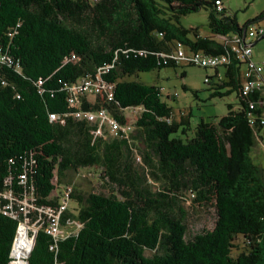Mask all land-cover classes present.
I'll list each match as a JSON object with an SVG mask.
<instances>
[{
    "label": "trees",
    "instance_id": "obj_1",
    "mask_svg": "<svg viewBox=\"0 0 264 264\" xmlns=\"http://www.w3.org/2000/svg\"><path fill=\"white\" fill-rule=\"evenodd\" d=\"M200 9L208 37L179 22ZM246 26L220 0H0V264L25 218L36 225L25 264H264V169L249 155L264 129V79L243 91L246 62L231 50L232 36L251 50ZM177 46L227 57L201 67L214 70L210 98L234 95L214 124L191 129L157 86L131 80L176 67ZM85 77L109 90L73 98ZM125 110L135 116L121 137L83 117L124 124ZM91 168L99 187L79 194L68 175ZM61 203L59 227L80 226L53 238L36 209ZM186 207L209 208L211 228L189 235Z\"/></svg>",
    "mask_w": 264,
    "mask_h": 264
},
{
    "label": "rangeland",
    "instance_id": "obj_2",
    "mask_svg": "<svg viewBox=\"0 0 264 264\" xmlns=\"http://www.w3.org/2000/svg\"><path fill=\"white\" fill-rule=\"evenodd\" d=\"M222 8L227 14L234 15L239 26L247 23V31H253L256 28L264 30V0H220ZM262 14V15H261ZM254 21L258 16H260ZM182 27L196 28L201 37H208L210 33L207 28V11L200 9L195 13L182 16L179 19ZM217 39V38H215ZM255 41L251 47L253 58L264 65V37ZM176 67H167L160 70L141 72L132 77L131 80H137L146 85H155L160 89L161 101L165 102L171 108L172 115L177 120L180 114L189 115V125L192 129L200 120L208 123H215L218 118L226 114V104L234 103V95L229 94L222 98L209 97L210 88L216 81L213 69H203L201 67L184 64L183 60L178 61ZM224 68L218 67L217 74L222 77ZM183 74V76H181ZM205 78L207 83H204ZM183 87L185 89H183ZM126 117L132 118L128 111H124ZM188 135H191L189 132ZM261 140L256 141L250 151L252 162L264 169V130L261 133ZM98 171L96 169H81L78 172L68 175L69 183L76 191L81 193L93 192L99 187L97 179ZM189 206L188 201L184 203ZM189 235L196 234L202 230H208L212 225V211L209 208L186 207ZM25 225V232L22 231L26 240L30 237L32 227ZM80 225L76 222H68L63 228L59 227V234L63 237L75 232ZM20 235V234H19ZM27 235V236H26ZM18 241V239L16 240ZM17 249V242H16ZM15 249V254H16ZM12 258L11 264H21L22 257ZM15 260V262H14Z\"/></svg>",
    "mask_w": 264,
    "mask_h": 264
},
{
    "label": "built area",
    "instance_id": "obj_3",
    "mask_svg": "<svg viewBox=\"0 0 264 264\" xmlns=\"http://www.w3.org/2000/svg\"><path fill=\"white\" fill-rule=\"evenodd\" d=\"M256 35H264L263 29L256 28L253 31H248L247 33H243L242 39H245V38L250 39L252 36H256ZM231 39L235 44L231 47V50L238 52V54L243 59V61L246 62L244 64L245 68L243 69L242 75H241L242 81H243V91H247L249 86H256V87L262 86L263 83L260 80V78L264 79V75L262 73V65L256 64L255 62L252 61L250 57L251 50L249 48V45H244L239 49L237 45V42L240 41L239 38L236 36H232ZM0 59H2L1 56H0ZM174 59H176L177 61L183 60V62L195 64L200 67H215V66L225 64L227 62V57L224 55L202 56L198 52L185 53L182 50V48H180L179 46H177V49L174 53ZM102 89H105V91H108L109 86L105 88V86L102 85L99 80H91L85 77L80 81V83L77 86L72 87L70 90H71V96L75 98L80 95L94 96L96 94H99ZM107 99H110V95L108 92H107ZM69 101L71 102L72 100L70 99ZM75 116L79 117V114H75ZM130 116H132V118H130L131 120L128 119L127 122H125L124 124H119L115 120L106 117L103 111H99L96 114H91V113L83 114V117L86 118L87 120L92 121L94 119H98L100 123H103L106 126L108 133L114 137L115 136H120V137L125 136L128 134V132H130L131 130L130 122L134 119L135 115L134 113H131ZM260 123H262V121ZM92 132L93 134L98 135L100 134V129L99 128L93 129ZM67 192L68 191H66V193ZM66 195L67 194H65V196ZM19 210H21L23 213L27 212V210L24 208H19ZM32 210H35V208L32 207L31 211ZM36 210L40 213L45 214L47 217V222L45 224L44 231L50 236H52L53 238L62 237L59 234L58 215L62 210H64V203H61L58 206L56 212H53L50 208L43 207V206L37 207ZM28 214H30V212ZM24 224H28V219L25 218L23 222L18 223L19 225L18 228L20 227V225H23V228L25 230ZM28 225L32 227V230L30 232V237L26 235L28 240L30 241L28 243L27 251L25 255L22 257V264H25V258L27 257L28 252L31 248L32 238L36 230V225L34 223L28 224ZM17 229H16V232H17ZM14 239H15V235L12 241L11 250L9 254V257H10L9 264L12 263L11 252L13 249Z\"/></svg>",
    "mask_w": 264,
    "mask_h": 264
},
{
    "label": "bare ground",
    "instance_id": "obj_4",
    "mask_svg": "<svg viewBox=\"0 0 264 264\" xmlns=\"http://www.w3.org/2000/svg\"><path fill=\"white\" fill-rule=\"evenodd\" d=\"M17 239H18V241H15V239H14V242H15L14 243V249L11 252V256H12V258H14L15 249H16V242H17V249H16L15 257L20 259L21 257H23L25 255L27 248H28V244L26 243V241L23 237V234H21V233ZM26 240H28V238H26ZM28 241H30V240H28Z\"/></svg>",
    "mask_w": 264,
    "mask_h": 264
},
{
    "label": "crops",
    "instance_id": "obj_5",
    "mask_svg": "<svg viewBox=\"0 0 264 264\" xmlns=\"http://www.w3.org/2000/svg\"><path fill=\"white\" fill-rule=\"evenodd\" d=\"M250 57H251V59H252L253 62H255L256 64H260V63H258V62L253 58L252 53L250 54ZM260 65H263V64H260ZM217 75H218V74H217ZM263 130H264V129H263Z\"/></svg>",
    "mask_w": 264,
    "mask_h": 264
},
{
    "label": "water",
    "instance_id": "obj_6",
    "mask_svg": "<svg viewBox=\"0 0 264 264\" xmlns=\"http://www.w3.org/2000/svg\"><path fill=\"white\" fill-rule=\"evenodd\" d=\"M19 226V225H18ZM18 226H17V228H18ZM20 226H23V225H20ZM16 233V232H15ZM29 253V252H28ZM9 264V263H8Z\"/></svg>",
    "mask_w": 264,
    "mask_h": 264
}]
</instances>
